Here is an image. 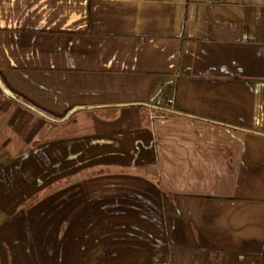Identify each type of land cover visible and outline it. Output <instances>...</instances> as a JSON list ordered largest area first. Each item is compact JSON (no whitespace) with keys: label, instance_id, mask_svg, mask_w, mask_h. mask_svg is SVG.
Returning <instances> with one entry per match:
<instances>
[{"label":"crops","instance_id":"obj_1","mask_svg":"<svg viewBox=\"0 0 264 264\" xmlns=\"http://www.w3.org/2000/svg\"><path fill=\"white\" fill-rule=\"evenodd\" d=\"M0 264H264V0H0Z\"/></svg>","mask_w":264,"mask_h":264},{"label":"trees","instance_id":"obj_2","mask_svg":"<svg viewBox=\"0 0 264 264\" xmlns=\"http://www.w3.org/2000/svg\"><path fill=\"white\" fill-rule=\"evenodd\" d=\"M0 93L3 95L5 99L12 101L15 104H18L23 108L27 109L28 111L49 120L51 123L66 121L72 113L69 111L64 115L59 116L41 108L40 106H38L37 104L26 98L25 96L15 91L5 80L1 72H0Z\"/></svg>","mask_w":264,"mask_h":264},{"label":"rangeland","instance_id":"obj_3","mask_svg":"<svg viewBox=\"0 0 264 264\" xmlns=\"http://www.w3.org/2000/svg\"><path fill=\"white\" fill-rule=\"evenodd\" d=\"M2 95V94H1ZM3 96V95H2ZM4 98V97H3ZM5 99V98H4ZM5 100H7V99H5Z\"/></svg>","mask_w":264,"mask_h":264}]
</instances>
